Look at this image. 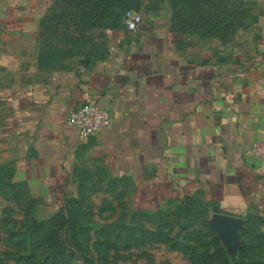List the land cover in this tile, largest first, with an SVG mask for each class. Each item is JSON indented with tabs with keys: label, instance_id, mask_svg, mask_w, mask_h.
Listing matches in <instances>:
<instances>
[{
	"label": "crops",
	"instance_id": "0c3cea01",
	"mask_svg": "<svg viewBox=\"0 0 264 264\" xmlns=\"http://www.w3.org/2000/svg\"><path fill=\"white\" fill-rule=\"evenodd\" d=\"M251 2L224 45L175 28L167 0H133L142 17L134 33L111 14L63 31L53 0H0V166L29 183L98 163L134 180L135 197L151 206L201 190L219 203L235 198L217 206L229 212L237 197L263 192L264 160L248 151L264 143V0ZM83 104L110 114L88 138L66 125Z\"/></svg>",
	"mask_w": 264,
	"mask_h": 264
},
{
	"label": "rangeland",
	"instance_id": "374dc122",
	"mask_svg": "<svg viewBox=\"0 0 264 264\" xmlns=\"http://www.w3.org/2000/svg\"><path fill=\"white\" fill-rule=\"evenodd\" d=\"M251 4L221 0V15ZM235 18L238 27L242 18ZM71 23L63 21V31H82ZM76 41L83 47V34ZM233 43L237 50L244 44ZM244 58L246 67H257L256 59ZM84 167L69 178H32L20 187L0 180V264H264V190L237 197L229 212L213 208L235 198L219 203L201 190L180 203L151 206L135 197L134 180L98 163ZM218 214L239 220L234 233L212 225Z\"/></svg>",
	"mask_w": 264,
	"mask_h": 264
},
{
	"label": "trees",
	"instance_id": "16d2710c",
	"mask_svg": "<svg viewBox=\"0 0 264 264\" xmlns=\"http://www.w3.org/2000/svg\"><path fill=\"white\" fill-rule=\"evenodd\" d=\"M133 0H53L52 11L59 15L61 21L78 22L81 29L88 26H98L103 22L105 15L121 16L132 9ZM232 1V0H227ZM221 0H169L172 10V23L175 28L201 29L204 32L219 36L222 42L231 39L238 29L244 27V18L249 10L245 6L241 13L236 10L227 15L220 10ZM235 14H239L242 22L236 26ZM107 16V17H108ZM70 17L71 19H69ZM6 180L10 187L23 186L25 183L16 184L12 181L11 170L0 166V180ZM185 198H190L187 196ZM218 212V207L213 208Z\"/></svg>",
	"mask_w": 264,
	"mask_h": 264
},
{
	"label": "built area",
	"instance_id": "2783aa9c",
	"mask_svg": "<svg viewBox=\"0 0 264 264\" xmlns=\"http://www.w3.org/2000/svg\"><path fill=\"white\" fill-rule=\"evenodd\" d=\"M123 22L125 29L134 33L140 28L142 17L138 12L127 10L123 15ZM66 125L74 128L81 138H88L110 125V114L105 109L91 104H83L67 114ZM248 153L257 157H264V145L255 142Z\"/></svg>",
	"mask_w": 264,
	"mask_h": 264
},
{
	"label": "water",
	"instance_id": "95a60500",
	"mask_svg": "<svg viewBox=\"0 0 264 264\" xmlns=\"http://www.w3.org/2000/svg\"><path fill=\"white\" fill-rule=\"evenodd\" d=\"M239 220L235 217L227 215H214L212 218V225L223 233L230 234L234 233L238 227Z\"/></svg>",
	"mask_w": 264,
	"mask_h": 264
}]
</instances>
